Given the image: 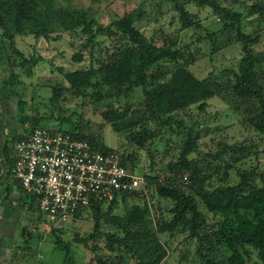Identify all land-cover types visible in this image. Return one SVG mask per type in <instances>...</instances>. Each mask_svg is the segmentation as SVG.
<instances>
[{
	"label": "rangeland",
	"instance_id": "1",
	"mask_svg": "<svg viewBox=\"0 0 264 264\" xmlns=\"http://www.w3.org/2000/svg\"><path fill=\"white\" fill-rule=\"evenodd\" d=\"M180 1L201 27H181L171 1L41 0L37 23L47 29L46 38H34L31 31L38 25L29 22H25L22 33L13 32L11 45L0 36V264H97V257L111 263L130 264L132 259V254L124 248L112 252L105 250L101 234L93 238L87 237L92 231L91 214L81 212L80 217L57 225L40 213L34 203L19 192L13 178L6 175V150L29 127L32 118L37 119L38 126L59 130L70 128L74 132L90 136L103 146L119 151L123 157H131L130 161L127 160L128 166L133 173L141 175L144 182L142 185L138 184L141 190L134 196L117 200L110 213L120 214L125 206L133 203L146 205L147 226L165 250L162 264H197L198 261L194 251L196 239L187 235L185 227L165 232L155 230V223L169 219L171 214L168 208L172 202L156 195L153 181L146 178L155 177L156 181L162 182V179L172 175L168 167H176L183 140L181 130L184 127L194 125L199 132L194 150L186 157L195 160L202 167L208 164L205 168L207 171L219 165L216 172L204 181L205 187L233 183L237 180L236 172L239 170L252 167L255 171L264 170V133H257L250 124L251 118L258 111L257 101L249 93L237 96L230 87L232 72L236 71V63L241 56L240 44L234 40L227 45L220 44L224 39L217 32L220 22L208 6L196 7L188 0ZM257 1L259 0H217L220 5L243 14L240 30L244 33L257 31L258 38L250 44V49L264 56V11L262 16L246 14V6ZM135 7L142 9L137 26L145 37L156 45L169 42L182 57L191 55L192 59L185 67L197 78L206 77L213 89L212 82L224 85L217 94L205 99L203 109L190 104L177 110L176 116L181 126L172 124L167 129L149 123L154 135L146 139L141 148L129 142L125 132H113L100 116V112L106 107L120 110L130 105V109L136 108L140 97L138 87L126 96L105 84L98 90L91 86H86L79 92L63 89L56 100H49L52 87L67 85L63 72L84 68L89 59L95 65L96 61L108 57L117 41L106 27L111 30L116 18ZM61 8L83 13L93 21V27L95 23L101 24L103 32L95 35L96 44L93 47L80 46L85 38L79 32V26L72 30L62 29L61 18L53 13ZM38 9L35 8V11ZM5 24L14 31L10 15L6 17ZM209 32L215 33L213 41L206 36ZM14 49L24 57H40L31 65L29 76L24 75ZM74 51L81 52L82 58L78 62L70 59ZM179 61L178 59L177 62ZM173 67L172 61L159 60L148 66L147 78L166 79ZM257 82L264 83L259 78ZM260 96L264 100V85ZM236 142L252 144L256 153L237 161L230 159L228 151L212 157L218 153L220 143ZM225 163H230V166L224 168ZM187 172L181 170L175 181L181 183L179 179ZM253 181L259 183L257 177ZM181 187L185 189L184 186ZM105 205L106 203L102 204L103 209ZM197 207L202 211L204 221L199 231H211L218 215L205 211L199 202ZM98 230L120 234L105 223L103 218L99 219ZM82 239H85V243ZM249 254L245 264H259L252 250Z\"/></svg>",
	"mask_w": 264,
	"mask_h": 264
},
{
	"label": "trees",
	"instance_id": "2",
	"mask_svg": "<svg viewBox=\"0 0 264 264\" xmlns=\"http://www.w3.org/2000/svg\"><path fill=\"white\" fill-rule=\"evenodd\" d=\"M40 1L0 0V36L5 38L9 45L12 44L13 32L22 33L25 22L38 25L31 31L34 38L37 36L47 37V29L37 23ZM163 1H171L172 9L176 12L181 27H201L197 19L191 18L193 15L190 16L181 1ZM188 1L196 7H209L211 13L220 22L217 32L224 37L220 44L227 45L232 40L239 42L241 56L237 60L236 71L232 72L233 81L230 87L237 96L249 93L257 101L258 111L251 118V123L248 122L257 133L263 134L264 100L260 96V91L264 83L258 84L257 80L259 78L264 82V56L254 53L250 49V44L256 42L258 38L257 31L255 33L242 32L240 24L243 14L230 7L220 5L217 0ZM37 7L39 9L35 11ZM263 11L264 0L246 6V14L262 16ZM53 13L61 18L62 29L72 30L79 26V32L85 38L80 46L93 47L96 44L95 35L103 32L100 23H95L93 27V21L75 9L61 8ZM141 13V8H132L116 18L111 30L106 27L117 41L108 57L96 61L95 65L89 59L86 67L63 72V78L67 85L52 87L49 98L50 101L56 100L63 89L79 92L84 87L91 86L98 90L104 84L126 96L138 87L140 97L136 108L130 109V105H126L120 110L106 107L100 112V116L104 122L108 123L113 132H125L127 140L139 148L144 146L146 139L154 135L153 129L148 126L149 123L167 129H170L172 124L181 126V122L176 116L177 110L190 104H196L197 109H203L205 99L217 94L224 87L220 82H212L213 89L206 77H195L185 67L191 61V55L182 57L181 53L176 48H172L169 42L156 45L150 38L145 37L137 26ZM9 15L14 24V31L8 29L5 24V19ZM262 27H264V16L262 17ZM214 35V32L206 33L211 41H213ZM14 52L20 59L18 64L23 67L24 75L29 76L31 65L40 57H24L15 49ZM81 58L80 51H74L70 55V59L74 62L80 61ZM163 59L174 63L169 77L161 80L147 78L148 66ZM178 59L179 62H177ZM255 67L259 69L256 70ZM30 121L31 124L25 128L24 132L39 123L36 118H32ZM63 131L74 137L87 140L94 149L99 151L112 149L99 144L90 136L74 132L70 128ZM181 132L183 140L180 143L176 167H168L172 175L162 179V182L156 181L155 177H146L153 181L156 195L168 198L172 202L168 208V212L171 214L169 219L155 223V230L165 232L173 231L177 227H185L187 235L196 239L194 251L198 258L197 264H245L251 250L259 264H264V170L255 171L253 167L248 170H239L236 172L237 180L235 182L211 188L205 187L204 181L216 172L219 165L207 171L205 168L209 166L208 164L202 167L195 160L187 158L186 155L195 148L199 132L194 125L184 127ZM18 137L19 135L16 138ZM227 151L230 152L232 161L256 153L252 144L220 143L218 153L212 157H217L219 153ZM119 155L121 163H128L127 160H131L130 156L123 157L120 152ZM11 156L12 144L8 146L5 153L7 166L11 161ZM224 166V168H228L230 163H225ZM181 170L188 172L182 176V179H179L181 183H178L175 180ZM5 173L9 177L8 172ZM254 177L258 178V184L253 181ZM14 182L21 193L18 184L15 180ZM134 195V192L120 193L117 197L109 200L104 209L102 204L97 203L83 211V213L91 214L93 218L92 231L88 233L87 237L93 238L101 234L105 250L112 252L124 248L129 251L132 254L130 264H162L161 259L165 250L147 226L146 205L133 203L125 206L120 214L110 213V209L117 200ZM26 198L33 202L31 197L27 196ZM197 202L205 211L218 215L215 227L211 231H199L200 226L204 225V221L203 213L198 209ZM80 215L81 212L76 210L72 219L80 217ZM100 218H103L105 223L114 227L120 234L114 231L100 232L98 230ZM82 242L85 243V239H82ZM64 249L66 250L65 246ZM96 263L118 264L105 261L100 257L96 258Z\"/></svg>",
	"mask_w": 264,
	"mask_h": 264
},
{
	"label": "built area",
	"instance_id": "3",
	"mask_svg": "<svg viewBox=\"0 0 264 264\" xmlns=\"http://www.w3.org/2000/svg\"><path fill=\"white\" fill-rule=\"evenodd\" d=\"M132 171L115 149L99 151L83 138L38 125L13 141L7 166L21 194L57 225L72 219L76 210L139 192L144 181Z\"/></svg>",
	"mask_w": 264,
	"mask_h": 264
},
{
	"label": "water",
	"instance_id": "4",
	"mask_svg": "<svg viewBox=\"0 0 264 264\" xmlns=\"http://www.w3.org/2000/svg\"><path fill=\"white\" fill-rule=\"evenodd\" d=\"M0 169H1V171H2V167H1V165H0Z\"/></svg>",
	"mask_w": 264,
	"mask_h": 264
}]
</instances>
